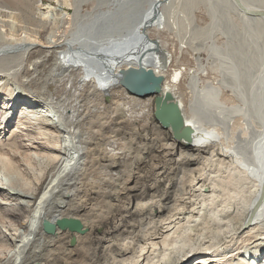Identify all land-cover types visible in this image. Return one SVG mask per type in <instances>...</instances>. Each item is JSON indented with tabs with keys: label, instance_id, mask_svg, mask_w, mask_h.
<instances>
[{
	"label": "bare ground",
	"instance_id": "bare-ground-1",
	"mask_svg": "<svg viewBox=\"0 0 264 264\" xmlns=\"http://www.w3.org/2000/svg\"><path fill=\"white\" fill-rule=\"evenodd\" d=\"M86 1L41 7L44 0H0V88L5 78L19 77L55 116L40 114L26 97H15L19 90L10 97L0 94V143L11 141V149L0 147V191L7 204L18 201L15 208L23 219L17 226L3 222L4 263L52 264L47 259L54 246L61 249L59 264H264V90L259 128L244 127L234 139L239 119H222L197 91L209 76L207 64L198 58L187 68L179 55L184 43L179 39L177 54L174 45L158 39L167 34L169 21L162 7L172 12L185 1L186 11L211 14L210 2L97 0L86 11ZM226 1L246 24H262L264 32V0ZM65 4L75 5L74 14L64 10ZM203 34L201 27L190 31L192 41ZM232 65L243 76L245 61ZM131 66L153 69L162 78L159 87L144 95L131 91L122 79ZM51 80L53 91L46 86ZM167 93L172 98L166 103L176 105L183 119L182 137L158 114L174 111L162 105ZM123 103L127 110L121 114ZM32 117L40 120L39 129L30 127L36 125ZM14 118L15 129L7 132ZM33 133L42 140H34ZM188 135L189 140L183 138ZM20 136L55 141L62 149L38 196L18 188V174L12 173V149L18 150ZM122 166L126 172L118 178L114 173ZM62 218L78 220L80 231L43 229L45 219ZM70 240L75 244L69 249ZM4 241L11 249L1 250Z\"/></svg>",
	"mask_w": 264,
	"mask_h": 264
},
{
	"label": "rangeland",
	"instance_id": "rangeland-1",
	"mask_svg": "<svg viewBox=\"0 0 264 264\" xmlns=\"http://www.w3.org/2000/svg\"><path fill=\"white\" fill-rule=\"evenodd\" d=\"M208 1L210 2V10H211L210 12L212 15L214 14L215 17H213L214 15L211 16V14H209V12H206V13L203 12V14H202L200 12L202 9H197L198 11L193 10V9L192 10L189 9L188 11H186L185 7H186L187 2H185V1H182L181 3L178 1V8L176 10L173 9L172 12L167 7L166 8L162 7L163 12L165 11L166 18L169 21L166 22L167 34L166 33L161 34L158 37V39L160 38L163 42H168L170 47H172L174 45V48L176 49L175 51H177L176 52L177 54H179L178 50H181V49H179L180 44H178L179 39H180L184 43L183 44L184 48L181 50V52L183 50H185V51H183L181 53L182 55L181 54H179V55H180V57L182 56L181 60L186 63L187 68H189L190 66H192L195 63L194 59H198V58H200V60L203 64H207L206 66L208 67L209 72H210L209 76L207 77V79L205 77L204 80L202 79L198 83L197 91L202 92L203 95L201 94L202 95L201 97L209 98V99H207V102H208L207 107L210 110H213V111L215 110L217 112V114L221 116L222 119H228L231 115L235 116L236 118L239 119L238 128L235 130V132L233 134L234 139H238L239 135L243 134V130L245 131V129H246L244 127L255 126V127L259 128V122H260V116L259 115L261 114L260 104L262 103L261 102L262 91L264 90V89H262V88H264V48H263L264 47V44H263L264 32L260 28L262 25L261 23H260L261 24L260 27L256 28L254 25L252 26L248 22L246 24V21H243L238 14L236 15V13H233L228 8L229 7V4H227L228 1H226V0H208ZM217 2H218V4H216ZM222 2H223V4H221ZM50 4H51V6H57L58 7L59 2H58V0H44V2L40 3L41 7H47ZM219 4L225 5V6H223L225 8L224 9L225 12H222V10L220 11V9H222L221 8L222 6H220ZM226 4L228 7L226 6ZM96 5H97V0H87L86 2L83 3L82 9L84 8L83 10L91 11L92 9H94L96 7ZM63 8H64V10L66 9L65 11H67L70 14H74V12H75V5H73V4L71 6H70V4H65V5H63ZM213 8H215L214 9L215 11L213 10ZM217 8H219V9H217ZM46 10H50V8H46ZM215 12H217V13H215ZM228 12H229V14H228ZM49 14H52V12H50ZM189 24H190V26H189ZM254 24H256V23H254ZM248 25H250L251 29L249 28ZM256 25L259 26V24H256ZM199 27H201L203 29L204 34L202 36H199L200 38L196 37L195 39H193V41H194L193 42L191 39L190 31L192 29V32H193L195 29H197ZM234 27H236V31H235ZM262 32H263V35H262ZM259 33H260V35H259ZM68 34H70V30H68V32L65 33L66 36H68ZM9 36L12 37L11 35H9ZM12 38H14V37H12ZM156 39H157V36H156ZM191 41H192V43H191ZM186 49H188V50H186ZM196 49H197V51H196ZM236 49H237V51L238 50L239 51L238 52L236 51V53H235L234 50H236ZM250 51H251V53H250ZM250 54L254 55L253 58L251 57ZM246 55H247V57H243V58H245V59H243L242 56H246ZM248 55H250V56H248ZM239 58L243 62L245 61V65H246L245 66L246 71L244 70L243 76H241L242 74H240L238 71H237V73H235V72H233L234 69H232L231 67H230L231 69L229 68V66L232 65V62L237 63V64H238V62H242L241 60H238ZM232 66H234V65H232ZM122 69L123 68H121V70ZM20 76H21V78H25L22 75H20ZM232 76H234V77L237 76L235 78L236 81L234 78H232ZM4 80H5L4 84L0 88V94L2 93L3 95L10 97L12 91H16V90L18 91L19 90L18 93L16 92L15 97H17V95H21V97H26L27 99H29L30 102L34 101L32 104H33V106L38 107L37 111H39L40 114H43L45 116H46V114H49V116L51 118L52 117L55 118V116H53L52 112L47 111L46 107H43V105H41L39 103L41 100H43L40 93L39 92L31 93V91H29L25 86H23L19 82V77H16L15 80H11L9 78H5ZM41 83H43V82H41ZM46 86L48 89L53 91L56 87V82L51 80L49 82V84H47ZM210 88H212V89H210ZM126 90H127V87H126L125 93H124L125 97H123L121 100L126 98ZM131 93H129V94H131ZM209 94H211V95H209ZM208 96H210L211 99ZM206 98H205V100H206ZM126 104L127 103H123L121 105V107L119 109L121 114H123L125 112V110H127ZM38 105L39 106L41 105V106L39 107ZM34 109H35V107H34ZM35 118L36 117H32V120H34L33 122L36 123V125L33 123L34 125L30 126L33 130L39 129L38 127H41L40 126L41 123H39L40 120L36 121ZM2 120H3V118L0 115V121H2ZM15 120H16V118H14L13 120H11L9 122L10 126L6 129L7 132H9L12 129H15L14 128L16 126L15 124L18 122V120H16V121ZM248 132H249V136H251V137L255 136V134H253L249 129H248ZM33 135L36 136L34 140H37V139L42 140V138H40L41 136H39V134L33 133ZM25 137L27 138V136L18 137V139H19V140L17 139L18 140L17 142L19 143L18 150L12 149L16 153L14 155L13 154L11 155L12 156L11 159H12L14 166H15L14 167L15 172H12V173H14L15 177L18 174L17 175L18 177L16 178V179H18L17 181L19 183L18 188L22 187L26 191H30L32 194H35V196H38L40 191L44 188L46 181H48L51 173H53L55 170L57 163L54 159L55 158L54 155L56 152L60 151L61 147H60V145H57L58 143L55 141L54 142L57 144H55L54 142L51 143L52 141L50 142V140L48 141L49 142V144H48V142L43 143V141L42 142L41 141L35 142L34 140L29 141L28 138L26 139ZM23 138H25V139H23ZM7 141L8 140H6L4 142L5 144L0 143V147H2V148L7 147V149H11V141H8V143H7ZM39 144L43 145L44 147L43 146L37 147L36 145H39ZM45 144L46 145L48 144V145L46 146ZM50 144H52V146H50ZM123 148L124 147H121V149H123ZM17 151H18V153H17ZM45 153H46V155H43ZM47 153H48V155H47ZM130 153L131 152L129 151L128 154H130ZM23 157H25V158H23ZM45 157H47V158H45ZM37 159H38V161H37ZM53 163H54V166H53ZM128 165H129V162H128ZM17 172H19V173H17ZM125 172H126L125 166H122V168L120 170H116V173H114V174L117 175L118 178H120L121 174L123 176V173H125ZM3 173H4V170L0 166V176ZM95 176H91V177L96 179ZM91 177L89 176V178H91ZM88 180L89 179H86V181H88ZM0 188H2V187H0ZM12 191L16 192L14 190H12ZM1 192H2V190L0 191V201H1V203H0V213H1L0 214L1 215L0 216V230L3 229V231L5 232L6 231L5 230L6 227H4L5 225H12V224L14 225L15 224L17 226L18 222L20 223L23 219L21 217L22 215H19V213H20L19 209H17L18 210L17 211L15 208L16 202H18V201L17 200H12V201L8 200V202H9L8 203L9 205H8L6 203V197L4 195H1ZM74 196H75V194H73V197ZM66 210L67 209H65V210L62 209V212L69 214V211H66ZM3 215H4V217H3ZM3 222H5V225L3 224ZM10 222H12V223L8 224ZM70 232L76 233V232H73L71 230H70ZM45 236L49 237V239H50L54 236V234L46 233ZM72 240L67 242V244L65 245L66 248L70 249V248L74 247L73 245L75 243L73 244ZM4 244H5V241H4ZM9 244H10V241H8V242L6 241V244L4 245V247L1 248V250L5 251V250H7V248H8V250L11 249L12 246H9ZM68 246H70V247H68ZM58 248L59 247L54 248V246H53V247H51V250H53V251L49 250L51 253L49 252V254H48L49 259H47V260H49V262L52 264H54V263L59 264L61 262V258H62V254H60L61 249L59 250ZM261 252H263V251H261ZM57 253H58V255H57ZM0 264H5L4 263V255L2 253H0ZM36 264H40V263L37 262Z\"/></svg>",
	"mask_w": 264,
	"mask_h": 264
},
{
	"label": "water",
	"instance_id": "water-1",
	"mask_svg": "<svg viewBox=\"0 0 264 264\" xmlns=\"http://www.w3.org/2000/svg\"><path fill=\"white\" fill-rule=\"evenodd\" d=\"M251 14V13H249ZM122 79L124 83L129 87L131 91L136 93L137 95H144L155 88L159 87L162 78L157 76L151 68L146 67H129L122 73ZM172 98L170 93L166 94L165 100L163 101V107L165 109L173 108L171 114H164L162 110L158 111V114L163 119L164 123L170 122L175 130V134L177 137H182L180 132V127L183 125V119L178 112L176 105L167 104V99ZM186 128V127H184ZM191 133V129H187ZM183 138L189 140L190 135L184 136ZM57 226L61 228H69L73 232H78L81 229V224L76 219H66L62 218L56 221V223L51 222L50 220L45 219L43 221V229L48 233H54L56 231Z\"/></svg>",
	"mask_w": 264,
	"mask_h": 264
}]
</instances>
